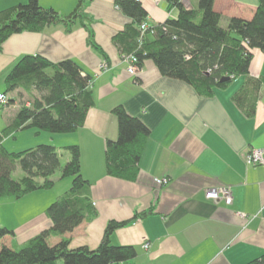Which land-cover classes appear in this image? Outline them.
Instances as JSON below:
<instances>
[{
    "label": "crops",
    "instance_id": "obj_1",
    "mask_svg": "<svg viewBox=\"0 0 264 264\" xmlns=\"http://www.w3.org/2000/svg\"><path fill=\"white\" fill-rule=\"evenodd\" d=\"M24 1L0 0V11ZM38 1L61 14L77 4V0ZM139 1L148 11L150 25L178 14L168 0ZM85 3L84 12L91 17L90 29L100 51L87 43V30L79 24L69 32L61 24H52L38 32L14 33L0 49V92L5 75L26 54H40L53 62L73 59L91 77L94 105L88 109L84 125L73 133L44 135L55 146L75 143L80 147L81 173L91 182L90 197L98 211L95 218L69 233L70 247L95 249L110 220H128L152 207L151 213L112 231L111 243L136 247L137 255L128 264H243L263 254L264 165H248L245 154L251 148L264 149V84L254 114L247 117L232 100L245 76L216 88L212 96H201L185 81L163 76L151 59L131 75L113 42L129 17L113 0ZM182 3L197 8L199 0ZM256 4L257 0H214L213 8L226 26L233 16L251 19ZM253 51L248 73L264 77V53ZM103 63L106 65L101 67ZM116 104L143 121L150 132L133 180L107 175L104 167L105 141L118 136V122L111 112ZM17 108L16 102L0 106V130ZM43 132L19 130L3 144L14 151L8 147L10 139L18 140L23 133L40 138ZM35 144L39 143L19 149ZM60 158L62 163L65 155ZM155 177L168 181L159 185ZM65 178H55L53 188L58 185V189L54 193L43 189L19 199L0 198V226L12 232L3 236V243L19 249L52 225L45 209L61 193L59 183ZM70 184L71 179L62 183L63 188ZM220 184L231 188L230 205L222 198L211 200L204 195L208 186ZM241 212L246 217L239 216ZM59 238L51 239L56 242Z\"/></svg>",
    "mask_w": 264,
    "mask_h": 264
},
{
    "label": "trees",
    "instance_id": "obj_2",
    "mask_svg": "<svg viewBox=\"0 0 264 264\" xmlns=\"http://www.w3.org/2000/svg\"><path fill=\"white\" fill-rule=\"evenodd\" d=\"M87 0H77L67 14L38 0H26L0 11V49L3 42L18 32H38L47 25L64 26L69 32L77 24L87 30V43L100 51L91 31V17L84 12ZM130 21L113 36L121 56L133 54L139 69L151 59L163 76L183 80L201 96H212L216 88H225L238 76H245L232 100L248 117L254 114L264 77L250 76L249 67L254 49L264 53V0H257L251 19L233 16L226 26L213 8L214 0H199L197 8L185 7L182 0H168L178 10L174 18L149 25L140 31L148 11L139 0H113ZM226 76L227 79L221 81ZM91 77L73 59L53 62L40 54L21 56L5 75L7 96L2 107L21 99L17 111L0 130V198L16 199L32 191L51 189L59 178L70 177L71 184L46 207L51 226L23 243L10 248L2 242L11 230L0 226V264H128L136 255L132 245L110 242L112 231L153 211L152 207L136 212L128 220H110L103 229L99 245L71 248L69 233L81 222L98 215L90 197L91 182L82 176L80 147L68 144L61 147L41 142L19 151L6 149L3 140L19 130L34 128L36 132L73 133L84 124L88 109L94 105ZM17 103V102H16ZM118 122V136L107 138L104 149L106 174L126 180L135 179L138 162L150 135L139 118L125 111L122 104L111 109ZM70 157L63 165L60 156ZM24 173L13 178L16 168ZM54 236L60 238L53 242ZM243 264H264V253Z\"/></svg>",
    "mask_w": 264,
    "mask_h": 264
},
{
    "label": "built area",
    "instance_id": "obj_3",
    "mask_svg": "<svg viewBox=\"0 0 264 264\" xmlns=\"http://www.w3.org/2000/svg\"><path fill=\"white\" fill-rule=\"evenodd\" d=\"M154 1L159 2L160 0H154ZM148 27H149L148 22L144 21L140 25V31L144 32ZM122 57H123V61L126 62L128 72L131 75H136L137 71L139 70V67H137L136 65L137 57H135L133 54H127ZM105 65L106 64L103 63L101 67ZM6 99H7V96L0 92V104L6 103ZM249 150L250 151H248L245 154L246 163L248 165H253V166L264 165V149L263 148H260V149L251 148ZM154 180L157 184L162 185L163 183H166L168 181V178L167 177H163V178L155 177ZM204 195L206 196L207 199L209 198L211 200H218L219 198H222L224 199L227 205H230L233 199V194L231 193L230 186L228 187L226 185H221V184L218 186H208L205 189ZM238 215L246 217L245 213L243 212L238 213ZM147 246H148V243H145L144 247H147Z\"/></svg>",
    "mask_w": 264,
    "mask_h": 264
},
{
    "label": "rangeland",
    "instance_id": "obj_4",
    "mask_svg": "<svg viewBox=\"0 0 264 264\" xmlns=\"http://www.w3.org/2000/svg\"><path fill=\"white\" fill-rule=\"evenodd\" d=\"M5 90V85H2V91H4ZM13 93V92H12ZM15 97H16V102H17V104H19L20 103V97L19 96H17L16 94L14 95ZM29 98L27 97V96H24V98L23 99H21V100H23V101H26V100H28ZM26 133V132H25ZM25 133H23V134H21V136H19V139L18 140H14V139H10L8 142H7V144H8V147H11V148H14V149H16V150H14V151H19V150H21V149H19V148H21V147H25V146H29L30 144H34V143H41V142H44V143H49V144H51V142L52 141H50V139H47V137L45 138V136L44 135H49L48 137H50L51 135L52 136H55V135H58V133H51V134H49L48 132H43L41 135H40V138H36V135H29V137L25 134ZM37 141V142H36ZM38 141H40V142H38ZM36 145V144H35ZM23 149H25V148H23ZM65 155V159H64V161L62 162V165L70 158L69 156H68V154L66 153V154H64ZM23 171L21 170V169H19L18 167L16 168V171H14L13 172V174H12V176H13V178H15V179H18V178H20V176H22L23 175ZM57 176H60V173L59 172H56L55 174H54V178H56ZM65 179H71L70 177H68V178H65ZM61 180V179H60ZM67 180H61L60 181V183H59V185H60V189H59V193L61 192H64L65 191V188H67V187H65V188H63V185H62V183L64 182V181H67ZM58 185H55V187L54 188H52V189H50V191H52L51 193H54V192H56V190L58 189V187H57ZM64 189V190H63Z\"/></svg>",
    "mask_w": 264,
    "mask_h": 264
},
{
    "label": "water",
    "instance_id": "obj_5",
    "mask_svg": "<svg viewBox=\"0 0 264 264\" xmlns=\"http://www.w3.org/2000/svg\"><path fill=\"white\" fill-rule=\"evenodd\" d=\"M225 79H227V77H226V76H224V77L221 79V81H224Z\"/></svg>",
    "mask_w": 264,
    "mask_h": 264
}]
</instances>
